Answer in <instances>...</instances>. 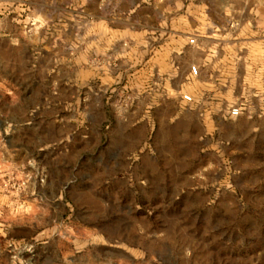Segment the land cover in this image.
Listing matches in <instances>:
<instances>
[{
	"label": "rangeland",
	"instance_id": "obj_1",
	"mask_svg": "<svg viewBox=\"0 0 264 264\" xmlns=\"http://www.w3.org/2000/svg\"><path fill=\"white\" fill-rule=\"evenodd\" d=\"M0 264H264V0H0Z\"/></svg>",
	"mask_w": 264,
	"mask_h": 264
},
{
	"label": "built area",
	"instance_id": "obj_2",
	"mask_svg": "<svg viewBox=\"0 0 264 264\" xmlns=\"http://www.w3.org/2000/svg\"><path fill=\"white\" fill-rule=\"evenodd\" d=\"M192 70L195 72V73H197V69H196V67L194 66V67H192Z\"/></svg>",
	"mask_w": 264,
	"mask_h": 264
},
{
	"label": "bare ground",
	"instance_id": "obj_3",
	"mask_svg": "<svg viewBox=\"0 0 264 264\" xmlns=\"http://www.w3.org/2000/svg\"><path fill=\"white\" fill-rule=\"evenodd\" d=\"M197 69V68H196Z\"/></svg>",
	"mask_w": 264,
	"mask_h": 264
}]
</instances>
